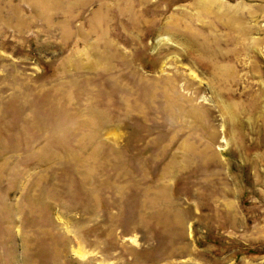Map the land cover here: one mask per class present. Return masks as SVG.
I'll return each mask as SVG.
<instances>
[{
    "label": "rangeland",
    "instance_id": "rangeland-1",
    "mask_svg": "<svg viewBox=\"0 0 264 264\" xmlns=\"http://www.w3.org/2000/svg\"><path fill=\"white\" fill-rule=\"evenodd\" d=\"M0 264H264V0H0Z\"/></svg>",
    "mask_w": 264,
    "mask_h": 264
},
{
    "label": "bare ground",
    "instance_id": "bare-ground-1",
    "mask_svg": "<svg viewBox=\"0 0 264 264\" xmlns=\"http://www.w3.org/2000/svg\"><path fill=\"white\" fill-rule=\"evenodd\" d=\"M219 67V66H218Z\"/></svg>",
    "mask_w": 264,
    "mask_h": 264
}]
</instances>
